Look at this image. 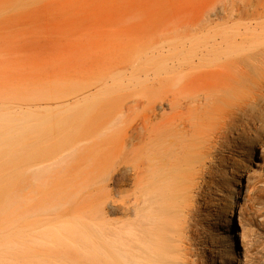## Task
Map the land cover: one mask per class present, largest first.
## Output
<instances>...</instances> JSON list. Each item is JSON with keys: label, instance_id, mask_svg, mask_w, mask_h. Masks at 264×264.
Here are the masks:
<instances>
[{"label": "bare ground", "instance_id": "obj_1", "mask_svg": "<svg viewBox=\"0 0 264 264\" xmlns=\"http://www.w3.org/2000/svg\"><path fill=\"white\" fill-rule=\"evenodd\" d=\"M178 9L168 19L177 23L178 43L137 45L129 75L122 66L111 81L71 82L69 93L55 92L71 95L60 108L24 107L26 87L0 92V264L240 260L232 214L238 206L240 215L248 198L251 162L264 145V0H182ZM141 81L152 107L158 100L169 119L133 122L118 136L121 155L104 157L99 174L85 171L83 120L110 92ZM46 89L29 92V101L49 99ZM123 115L103 132L123 124ZM126 146L132 149L125 156ZM113 171V204L106 205L113 197L107 193L94 206L75 205L96 176L104 183Z\"/></svg>", "mask_w": 264, "mask_h": 264}, {"label": "rangeland", "instance_id": "obj_2", "mask_svg": "<svg viewBox=\"0 0 264 264\" xmlns=\"http://www.w3.org/2000/svg\"><path fill=\"white\" fill-rule=\"evenodd\" d=\"M181 1L0 0V92L12 88L14 93L18 90L21 93L20 88L24 90L23 87H26L22 91L24 98L21 105L37 108L44 103H52L57 109L58 105L60 108L71 97L55 93L61 89L69 93L74 83L81 86L96 83L98 79L111 81L109 74L122 66L128 67L124 74L129 75L132 71L129 62L136 60L139 53L135 50L137 45L142 43L147 48L145 50H149L158 41L178 43L177 23L173 24L168 19L174 10H179ZM136 13L150 19L138 18ZM163 24L175 31L160 29L159 26ZM164 45L163 51L166 53L167 44ZM260 54H264V50ZM141 82L130 86L122 84L110 92L102 104L93 107L83 120L84 132L89 135V140H82L78 151L85 171L91 172L94 168L98 174L102 172L103 160L108 157L113 160L120 153L118 136L129 129L133 122L151 118L169 119L165 105L159 108L158 100L152 107L147 82ZM43 87L47 88L49 99L29 101V97L37 95ZM91 89L96 90V87L92 86ZM11 90L8 92L13 93ZM56 101L60 104L54 106ZM120 110L124 111L120 118L125 119L123 124L103 132V126L114 121ZM125 148L126 156L132 147ZM87 153L89 156L85 157ZM253 161L248 198L240 215L238 206L232 214L236 248L240 255L237 264H264V145L256 147ZM87 162H90L88 166ZM115 175L113 171L110 179L104 183L98 180L99 175L96 176L90 186L77 194L75 205L94 206L99 196L107 193L113 197L106 205L113 204L118 197L114 194L119 179ZM126 182L121 188H129ZM101 184L104 185L103 189ZM256 194L258 198H254ZM240 230L242 234H239Z\"/></svg>", "mask_w": 264, "mask_h": 264}]
</instances>
